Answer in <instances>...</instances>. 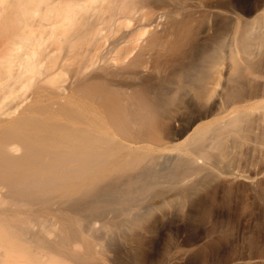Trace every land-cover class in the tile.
Returning <instances> with one entry per match:
<instances>
[{"label": "bare ground", "instance_id": "6f19581e", "mask_svg": "<svg viewBox=\"0 0 264 264\" xmlns=\"http://www.w3.org/2000/svg\"><path fill=\"white\" fill-rule=\"evenodd\" d=\"M63 1L0 0V264H101L93 219L114 212L113 233L141 236L160 207L137 196L172 168L195 176L230 142L264 131V90L247 91L261 74L252 62L261 19L242 25L220 0ZM59 33L64 54L51 70ZM70 55L78 63L66 89ZM95 60L97 74H86ZM230 170V181L260 175ZM210 181L174 196L198 206Z\"/></svg>", "mask_w": 264, "mask_h": 264}, {"label": "rangeland", "instance_id": "374dc122", "mask_svg": "<svg viewBox=\"0 0 264 264\" xmlns=\"http://www.w3.org/2000/svg\"><path fill=\"white\" fill-rule=\"evenodd\" d=\"M71 1L85 3L86 0ZM203 1L205 2H203V5L208 4V0ZM219 2L230 14L231 12L232 15L237 13L236 16L240 19L242 25L251 23L249 25L254 27L259 19L264 21V0H220ZM64 4L62 0L59 7H64L66 5ZM59 16H56V22ZM61 16L65 15L62 14ZM74 16L81 15L75 14ZM68 17L69 15H66L65 19H68ZM60 18L62 19V17ZM241 19L242 21L246 20V22L243 23ZM62 20H64V17ZM61 21L59 23L63 22ZM68 23L69 21L63 23V26L66 28L65 25L71 26ZM60 25L59 27H61ZM210 25H212V21ZM66 28H63V30L68 29ZM119 28L121 29V27ZM63 30L61 29V31ZM55 36L54 38H58V42L55 43L57 40L54 38L52 39L53 42H51V39L50 42L53 43L52 45L57 51L65 41L63 39L64 35L61 38L62 34L59 37ZM56 47L59 48L56 50ZM55 51L53 50L52 53V55L58 53L53 57L55 62L52 63V57L49 59L50 62H48L49 60L46 62L51 70L61 64L62 54H64L60 51L55 53ZM95 56L97 55L93 57ZM93 57H91L92 60L96 58L93 59ZM252 58L253 68L257 69H253V71H256V74H259V72L261 74L258 75L260 77L256 76L257 80L254 78L251 81L247 91L250 95H253L254 91H256L255 95H259L260 91L264 90V43L254 48ZM67 59L68 62L64 65V73L61 74H65L64 77L66 78H64L65 80L62 79L63 81L60 79L62 83L59 82V84L62 86L58 85L62 88L69 84L70 81L68 80L73 77V70L76 68V57L70 55ZM91 61L90 64H83L82 68L86 74H97V61L94 64ZM47 64H45V67H48ZM258 79L263 83H260ZM50 89L52 90V87ZM32 92L33 89L27 88L21 90L20 93L21 96H28ZM6 101L10 105H14L18 100L14 102L12 97V100L9 98ZM191 110L190 108L183 109L179 120L181 122L185 120L186 122L189 117L191 119L194 116L191 114L193 111ZM180 121H177V123H180ZM171 124H174V122ZM260 130V128L257 129L253 136L235 142L234 146L230 142L228 150L223 154L216 153L217 155L215 154L216 156L212 157V159L214 158L213 162L209 160L206 165L207 169L199 174L183 178L181 177L183 169L174 167L165 173L157 184L137 196L136 200L140 199L142 203L145 202L143 205L160 207V212H155L142 225L141 236L135 230L113 233L112 230L118 222L114 212L108 211L109 214L97 216L96 221L93 219L97 233L91 235V243L95 248V252L101 254V262L103 264H264V131L261 130L260 136ZM171 153L176 154L178 151L174 150ZM201 163L204 164L202 160ZM228 168L231 169L230 172L234 169V172L243 176H254L258 173L260 175L254 183H246L242 180L230 181L229 176L231 174L229 172V174H226L229 171ZM168 174H171L172 177L168 178ZM208 179L212 182L210 181L211 183L208 186L206 184L203 186L204 189L197 198L201 202L198 206H195L191 201L189 203V200L184 197L181 198L180 194H183L191 185L199 182L208 183ZM176 193H179L181 197H175ZM165 195L167 196L163 199L168 197L166 201L171 200L170 204L162 202L164 200L161 198ZM123 207L121 206V209ZM113 213L114 215H112ZM136 240L142 241L140 244L143 248L138 251L139 253L136 250L137 248L135 249ZM78 250L82 254H86L87 246L81 245Z\"/></svg>", "mask_w": 264, "mask_h": 264}]
</instances>
